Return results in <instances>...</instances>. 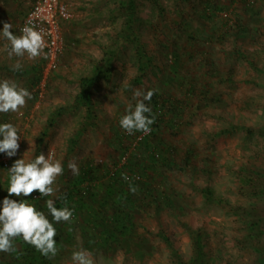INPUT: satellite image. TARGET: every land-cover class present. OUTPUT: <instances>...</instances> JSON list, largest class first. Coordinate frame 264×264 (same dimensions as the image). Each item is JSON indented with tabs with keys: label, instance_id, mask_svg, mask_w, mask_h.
I'll return each mask as SVG.
<instances>
[{
	"label": "rangeland",
	"instance_id": "rangeland-1",
	"mask_svg": "<svg viewBox=\"0 0 264 264\" xmlns=\"http://www.w3.org/2000/svg\"><path fill=\"white\" fill-rule=\"evenodd\" d=\"M63 1L73 16L62 21L61 65L46 79L44 66L38 82V71L32 69L42 57L9 58V42L0 36V80H14L32 93L19 112L0 113V123H13L21 137L16 156L0 153V208L8 196V169L14 161L31 160L51 150L64 172L54 184L56 196L50 199L73 186L81 191L93 186L91 197L87 192L84 206L78 207L77 216L56 238L59 251L52 257L53 264H73L72 253L81 248L92 254L95 264H175L159 236L161 229L173 240L183 263L192 264L187 226L204 229L206 264H255L264 256V0H159V5L154 0H136L137 33L150 55V66L136 81L140 62L135 49L119 44L109 74L93 87L97 126L89 128L71 152L69 138L84 118V108L73 107L79 81L94 72L113 44L125 9L123 0ZM32 2L0 0V31L7 21L19 35L18 27ZM18 59L23 67L13 71ZM137 89L155 90L151 101H145L161 119L152 144L173 147L172 164L163 165L164 178L156 175V185L170 192L173 200L146 197L143 187L137 186L134 228L104 245L99 227L84 215L91 204L105 211L98 203L102 198L112 208L116 201L110 193L126 189L127 182L111 184L105 172L123 164L122 148L127 145L128 155L131 150L138 156L143 151L138 145L135 150L137 140L132 141L141 133L129 135L119 125L127 105L135 104ZM57 108L68 111L56 118L38 146L40 132ZM233 125L248 130L215 136ZM188 150L193 151L189 163ZM69 161L78 164V175L68 168ZM244 168L253 170V185L241 188ZM195 187H210L228 203H209ZM78 197L76 192L74 198ZM10 198L19 200L15 195ZM24 243L22 237L14 240L20 252ZM1 255L7 261L13 258V254Z\"/></svg>",
	"mask_w": 264,
	"mask_h": 264
},
{
	"label": "trees",
	"instance_id": "trees-1",
	"mask_svg": "<svg viewBox=\"0 0 264 264\" xmlns=\"http://www.w3.org/2000/svg\"><path fill=\"white\" fill-rule=\"evenodd\" d=\"M157 5H159V0H154ZM122 6L125 9V13H123L120 17L121 23L116 29L113 44L108 46L104 51V56L96 66L94 72L79 81L80 90L75 96V100L73 103V107L75 109L84 108V118L80 123L78 128L75 129L73 134L69 138V152H71L79 143L80 138L88 131L89 128H95L97 126L96 122V105L93 99V87L95 83L109 74V71L112 69V59L115 53L118 51L119 44H131L134 49L138 61L140 65L137 70L136 81L140 82L144 75L147 73V68L150 66V55L147 54V50L144 46V43L140 40L137 33V22L139 20V12L136 0H123ZM208 14H203V16H207ZM241 55V53H239ZM45 64V58H41L38 63L32 66V69L38 71V75L36 76V82H38L42 77V69ZM157 104H155V108H157ZM68 111V108H57L51 114V118L48 124L42 128L40 135L38 137V146L42 145L45 141L49 129L53 126L56 118L61 116ZM156 110H154L150 115L155 116ZM158 121H161L160 118L155 116V122L150 126L151 132L149 134H143L141 139L138 141L136 139V135H134L133 140H137V144L135 146V150L138 146L143 147V151L139 156L136 152L132 151L128 155L129 148L124 146L121 150L120 159H123V164L116 168L112 173L109 168H106L105 172L109 173L111 184L116 182H122L124 174H127L131 178L132 186H141L143 187V193H145L146 197H154L163 199L166 203H170L173 198L171 197V193L167 191H162L159 186L156 185L157 177L156 175L164 178V175L161 173L163 169V165L169 164L173 161L171 155L173 154V147H161L157 144H152L153 139L157 136V131L160 128V124ZM248 128L244 125H233L231 128L222 129L219 134L215 136L223 135L225 133L237 132V131H247ZM121 140V138H120ZM138 145V146H137ZM193 155L192 150H188L186 154L185 160L189 163L191 161ZM172 164V163H171ZM139 179L135 178L138 177ZM253 170H249V168L242 169L241 179H240V187H245L246 184L253 185ZM125 181V180H124ZM127 182L126 189H122V192L116 191L112 192L111 197L116 201L112 208H107L109 206V200L107 198H102L99 201L100 208H105L103 210L96 209L94 207L89 206L87 208V212L85 213L86 220L93 219V223L99 227L101 233V239L103 240L104 245L110 244L118 240L119 236L127 235L134 228L133 219L135 216V210L137 207V192L133 194L130 191V183ZM247 185V186H248ZM79 186V185H77ZM195 186V185H193ZM92 185L86 186L85 191H81V188H77L75 190L74 186L67 190L65 193L58 195L55 200V204L57 207L67 206L73 210V218L77 216L78 207L84 206L83 198L87 196L86 193L92 195ZM111 186L107 188L110 189ZM199 190V192L203 195L204 199L209 203L216 204H227L228 201L216 196L215 191L210 187H195ZM111 190V189H110ZM79 194V197L75 199V193ZM167 193V194H166ZM109 194V192H107ZM173 194V192H172ZM95 195V192L93 193ZM27 200L29 203L34 204L38 210L44 211L46 214L48 213L46 207V200L50 199L49 197H41L38 191L34 192L29 197H19V200ZM45 203V205L43 204ZM108 203V204H107ZM107 204V205H106ZM107 209V211H106ZM49 219L51 220V216L49 215ZM68 228V223H54V227L57 229V236L55 239L60 237L62 227ZM85 229V225L82 226ZM187 229L191 235L192 240V249H193V260L192 264H206L207 259V243H206V233L203 228H189ZM72 235V234H71ZM68 235V236H71ZM159 236L162 240L168 245L170 248L172 257L174 259L175 264H184L183 257L179 252L178 248H176L173 240L170 236L165 232V230L161 229L159 231ZM56 239V241H57ZM13 254V258L11 261L5 260L6 256H0V264H53L52 258H48L43 256L39 251H37L32 245L24 243L22 252L17 250ZM255 264H264V256L259 258Z\"/></svg>",
	"mask_w": 264,
	"mask_h": 264
},
{
	"label": "clouds",
	"instance_id": "clouds-1",
	"mask_svg": "<svg viewBox=\"0 0 264 264\" xmlns=\"http://www.w3.org/2000/svg\"><path fill=\"white\" fill-rule=\"evenodd\" d=\"M12 23L3 24L0 36L9 42L7 49L9 58L13 56L29 60L43 57L47 58L45 35L42 30L28 21L17 35L13 31ZM23 64L18 59L13 65V71L22 69ZM155 90L143 92L137 89L133 93L135 104L129 103L126 113L119 119L120 127L129 135L136 132L149 134L155 116L150 115L152 109L145 101H151ZM32 99V93L14 80H0V113H17L26 106L27 100ZM0 153L8 157L16 156L20 148L19 129L11 122L0 123ZM68 168L73 175L79 174V166L75 161H69ZM9 171L8 196L3 199L0 208V252L14 253L17 247L14 240L22 237L23 241L32 245L43 256L52 258L59 251L57 248V229L54 223H70L73 219V210L67 206L57 207L54 199L46 200L48 213L40 211L27 200L11 199L16 197H29L38 191L41 197H55L58 189L54 187L58 176L63 175L64 168L60 160L53 158L51 150L47 155L43 152L34 159L26 160L24 157L16 159ZM123 179L130 183V191L135 194L137 188L131 185V178L124 174ZM51 216V220L49 219ZM73 264H95L92 254L80 249L73 251L71 257Z\"/></svg>",
	"mask_w": 264,
	"mask_h": 264
},
{
	"label": "built area",
	"instance_id": "built-area-1",
	"mask_svg": "<svg viewBox=\"0 0 264 264\" xmlns=\"http://www.w3.org/2000/svg\"><path fill=\"white\" fill-rule=\"evenodd\" d=\"M72 16L69 5L63 0H33L18 27L20 33L25 23L31 21L43 31L47 45L44 50L47 53L43 71L44 79L61 65L65 49L62 21L69 20ZM142 135H138L137 140H140ZM5 165L10 166L8 162Z\"/></svg>",
	"mask_w": 264,
	"mask_h": 264
}]
</instances>
